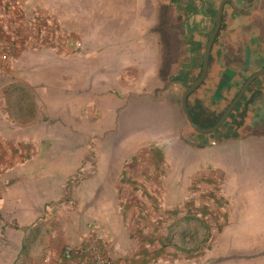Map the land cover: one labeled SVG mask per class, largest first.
<instances>
[{
    "label": "crops",
    "instance_id": "crops-1",
    "mask_svg": "<svg viewBox=\"0 0 264 264\" xmlns=\"http://www.w3.org/2000/svg\"><path fill=\"white\" fill-rule=\"evenodd\" d=\"M221 1L163 0L177 18L172 24L181 39L180 47L173 60L167 55L157 68L168 71L159 85L152 87L159 97L151 95L148 89L137 96L150 94L151 98L176 107L174 131L176 140L182 143L201 145L224 139V143L242 146L262 144L264 73L247 88L221 128L205 135L188 136L181 96L199 72ZM232 1L234 5L223 6L205 80L187 97L190 113L198 123L218 117L246 78L264 68V0L250 14L240 11L249 9V0ZM38 3L0 0V37L13 42L9 63L0 66V264H44V259L55 260L64 244L77 243L85 236L96 238L117 264L147 261L154 249L162 247L153 238L156 234L152 226L161 232L172 222L166 221L164 212L173 205L169 200L176 198L182 203L185 198H200L205 191L211 193L213 185L208 184L213 176L203 175L199 166L192 169L194 164L200 165L198 159L182 161L176 173L167 175L166 170L173 168L169 160L175 158L167 155L166 144L171 139H165L168 142L162 144L163 148L156 142L155 146L133 150L135 160L130 158L129 162L117 156L101 162L92 154L93 148L88 142L85 145L82 136H88L99 124V115L94 108L90 115L82 110V100L91 97L97 106V99L104 93V66L93 58L90 51L94 46L88 41L98 39V33L90 32L83 20L79 24L83 36L76 34V29L74 33L60 30L59 22L49 14L47 17ZM13 17H22L25 23L13 27ZM31 23L39 26L38 31H32ZM77 36L84 40L79 49L81 41L75 42ZM94 49L97 56V46ZM118 83L128 94L136 95L132 87L136 88L138 80L119 79ZM121 146H113L112 150L117 152ZM57 150L75 151L77 159L70 170H63L55 186L51 183L50 161ZM189 166L191 169L185 171ZM254 167L264 168V159L251 163L245 160L237 176L240 183L247 179V174L260 176L261 172ZM75 172H81L83 177L76 184L79 190L72 192L70 184ZM39 182L43 183L40 189L35 187ZM79 185L85 186V190H80ZM233 186L229 189L235 196L237 188ZM105 189L116 197L113 199L117 207L102 205ZM71 199L77 206L68 203ZM126 200L129 206L124 204ZM146 213L156 215L158 222L147 224ZM184 219L190 218L184 215Z\"/></svg>",
    "mask_w": 264,
    "mask_h": 264
},
{
    "label": "rangeland",
    "instance_id": "rangeland-1",
    "mask_svg": "<svg viewBox=\"0 0 264 264\" xmlns=\"http://www.w3.org/2000/svg\"><path fill=\"white\" fill-rule=\"evenodd\" d=\"M38 1L41 3L38 7L47 13V17L49 14L59 22L60 30L68 29L74 33L76 29V34L83 36L84 32L79 26L83 20L90 32L98 33V39L88 41L93 43L94 48L97 46V56L94 48L90 51L93 58L96 57L104 66V93L97 99V106L91 97H83L82 100V110L89 115L97 110L96 114L99 115V124L88 136H82L85 143L88 142L93 148L92 154L97 155L101 162L113 160L115 156L129 162L130 158L135 160L133 150L155 146L156 142L161 143L162 147L168 142L165 139H171L166 144L167 155L175 158L169 160L173 168L170 167L172 171L166 170L167 175L176 173L182 161L198 159L200 165L194 164L192 169L199 166L198 170L202 169L203 175L213 176L211 184H208L213 185L211 193L205 191L204 194L200 193V198H185L182 203L176 198L169 200L173 205L164 212L167 213L166 221L172 222L167 229L164 227L163 231H158L153 225L158 222L157 216L146 213L144 221L154 226L156 236L153 238L162 247L153 250L151 259L138 264H264V168L254 167L258 173L261 172L260 176L247 174V179L241 183L237 178L245 160L251 163L264 159V143L242 146L224 143L223 139L194 145L177 141L174 131L176 107L149 96L159 97L157 89L152 87L158 86V82L168 73L167 70L157 71L162 59L167 55L172 60L175 57L177 41L173 34L176 33L170 28V22L174 23L177 18L171 14L170 7L163 0ZM80 41L81 46L74 45L75 49L81 48L84 41L77 36L75 42ZM119 79L138 80L136 88L132 87L136 95L128 94L119 85ZM145 89L151 90V93L137 96ZM10 91L13 94L15 89ZM160 117L168 125L162 123ZM88 121L90 123V118ZM121 144L123 146L119 151L112 150ZM76 156L75 151L71 150H57L52 154V184L54 182L56 186L63 170L72 168ZM176 157L186 159L177 160ZM250 171L251 167H248L247 173ZM172 176L170 178L173 179ZM82 177L81 172H75L72 176V192L79 190L76 184ZM42 184L39 182L35 187L40 189ZM169 184L171 187L175 185ZM233 185L237 188L235 196L229 189ZM80 187V190H85V186ZM106 189L102 190V205L110 209L117 207L113 199L116 197ZM181 193H184L183 189ZM207 196L209 200H206ZM68 203L77 206L74 199ZM124 204L130 205L128 201ZM184 215L190 219L182 220ZM159 255L164 257L160 259Z\"/></svg>",
    "mask_w": 264,
    "mask_h": 264
},
{
    "label": "water",
    "instance_id": "water-1",
    "mask_svg": "<svg viewBox=\"0 0 264 264\" xmlns=\"http://www.w3.org/2000/svg\"><path fill=\"white\" fill-rule=\"evenodd\" d=\"M259 1L260 0H249V3H250L249 9L246 11H244V10H240V11L242 13L250 14L251 12L255 11L258 8ZM226 3H232L233 5L235 4L232 0H222L221 1L220 5L218 7V10H217L214 25L210 31L209 37L207 39V42H206V45L204 48V53L202 56L199 72H198L197 76L194 78V80H192L191 84L184 88L182 96H181L180 107H181V111L183 113L184 120H185V122L189 128V132H188L189 135L188 136H191L190 133H193V134L198 133V134L205 135V134L212 133V132L218 130L219 128H221L223 123L230 117V115H232L236 105L243 99L247 88H249V86L252 84V82H254V80L257 77H259L260 75H262L264 73V68H261L260 70L252 73L248 78H246V80L243 82L242 86L240 87L239 92L236 94V96L232 99V101L228 104V106L225 108V110H223V112L218 117H215L212 119L206 118V120L202 123H198V122L194 121V119L190 113V110L188 108V105H187V97L190 96L197 88H199V86H201V84H203V82L205 80V77L207 75V70L209 67L211 47H212L213 42H214V40H215L219 30H220L221 22H222L223 6ZM170 28L174 29L173 31L176 34H178L177 28H175V26L171 22H170ZM176 34H173V35L176 36ZM175 39L177 41V48H178V47H180L179 42H181V39L178 38L177 36L175 37ZM216 118H217V120L213 125H211L209 127H201V124L208 123L209 121L214 120ZM235 120L238 121V119H236V118H235Z\"/></svg>",
    "mask_w": 264,
    "mask_h": 264
},
{
    "label": "built area",
    "instance_id": "built-area-1",
    "mask_svg": "<svg viewBox=\"0 0 264 264\" xmlns=\"http://www.w3.org/2000/svg\"><path fill=\"white\" fill-rule=\"evenodd\" d=\"M25 23L22 17L12 18L11 25L19 27ZM39 26L31 23L32 31H38ZM79 45V43H78ZM13 50L12 40L0 37V66L9 63ZM44 264H117L99 244L96 238L85 236L77 243L63 245L60 255L53 261L44 259Z\"/></svg>",
    "mask_w": 264,
    "mask_h": 264
},
{
    "label": "trees",
    "instance_id": "trees-1",
    "mask_svg": "<svg viewBox=\"0 0 264 264\" xmlns=\"http://www.w3.org/2000/svg\"><path fill=\"white\" fill-rule=\"evenodd\" d=\"M216 120H217V118L209 121L208 123L201 124V127H209V126L213 125L216 122Z\"/></svg>",
    "mask_w": 264,
    "mask_h": 264
}]
</instances>
